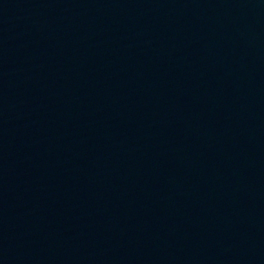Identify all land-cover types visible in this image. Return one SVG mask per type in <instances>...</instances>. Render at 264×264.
<instances>
[{"label": "water", "instance_id": "water-1", "mask_svg": "<svg viewBox=\"0 0 264 264\" xmlns=\"http://www.w3.org/2000/svg\"><path fill=\"white\" fill-rule=\"evenodd\" d=\"M0 106L264 185V0H0Z\"/></svg>", "mask_w": 264, "mask_h": 264}]
</instances>
